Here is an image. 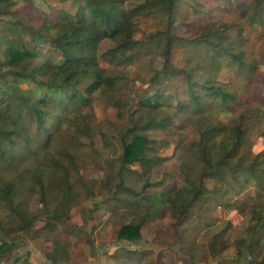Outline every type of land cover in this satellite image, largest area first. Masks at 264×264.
Returning <instances> with one entry per match:
<instances>
[{
  "label": "trees",
  "instance_id": "16d2710c",
  "mask_svg": "<svg viewBox=\"0 0 264 264\" xmlns=\"http://www.w3.org/2000/svg\"><path fill=\"white\" fill-rule=\"evenodd\" d=\"M129 1L86 0L75 15L65 13L57 21L44 17L34 32V39L50 43L60 53L61 62L46 59L32 67L30 63L37 53L25 47L23 50L7 48L8 60L0 64V209H5L8 214L7 220L0 222L1 259H12V264H26L20 263L21 258L15 253L18 244L11 234L28 231L37 221V215L29 208L32 196H37L43 209L55 219H68L77 205L81 188L76 176L79 159L65 144L67 138L63 137L62 127L69 122L70 115L75 114L72 107L88 108L94 93L115 90V76L101 65L100 47L109 40L115 44L112 50L115 61H132L142 45L135 38L137 19L141 17L162 14L167 19V29L149 37L159 46L164 60L156 78L184 75L194 105L198 106L208 95L217 96L219 104L216 112L195 116L193 124L198 138L188 143V149L196 163L191 167L184 161L181 170L187 186L159 194L145 193L151 184L145 185L142 192L131 189L125 183L123 171L135 163L148 171L163 161L154 154L157 141L152 140L150 131H167L173 124V116L160 104V97L165 94L156 91L154 97L141 101L138 110L131 115V125L120 129L122 154L118 158L120 168L113 199L123 203V195L135 198L133 206L123 204L128 212L125 213L128 222L123 223L117 233V244L125 252V259L133 260L139 253L130 247L144 242V230L161 214L175 219L177 230L189 219L196 203L218 198L226 187L242 192L255 184L257 190L264 193V150L254 154L245 141L248 122L259 115L247 110L227 123L214 119L221 107L236 102L237 97L214 81L198 77L202 69L199 62L202 50L210 55L205 70H221L225 58L238 68L247 65L243 51L237 48L242 40L246 41L244 28L241 24L217 26L209 23L196 29L194 39L187 40L173 32L180 0H146L132 8L128 7ZM11 2L14 0H0V6L8 7ZM248 12L245 23L252 26L262 23L264 0H252ZM231 33L237 35L233 38ZM177 46L197 52L196 64L200 67L177 68L172 63L173 50ZM255 69L252 66V70ZM8 77L32 81L45 92L38 95L32 90L10 85ZM54 92L58 93L55 97ZM91 131L92 127L86 124V133ZM99 132L108 141L107 136ZM107 144L113 145L109 141ZM76 150L83 153L79 146ZM206 179L214 181V189L208 188ZM106 186L111 187V183ZM261 196L263 200L252 206L248 245L244 239L238 240L235 255L225 256L228 245L223 241V234L213 235L209 251L215 264H264V195ZM54 203L56 207H53ZM46 227L55 229L54 223L49 221L42 229ZM57 245L52 252L44 254L47 262L67 264L69 252L60 243Z\"/></svg>",
  "mask_w": 264,
  "mask_h": 264
},
{
  "label": "rangeland",
  "instance_id": "374dc122",
  "mask_svg": "<svg viewBox=\"0 0 264 264\" xmlns=\"http://www.w3.org/2000/svg\"><path fill=\"white\" fill-rule=\"evenodd\" d=\"M145 1L130 0L128 7H135ZM251 1L180 0L173 32L183 39L192 40L196 36V29L209 23L217 26L241 24L244 28L246 41L242 40L237 48L243 51L247 65L238 68L225 58L221 70H205L210 55L202 50L199 61L202 69L198 77L214 81L237 97L236 102L221 107L223 113L220 112L217 117L214 115V119L227 123L247 110L259 115L248 122L245 137L247 147L257 154L264 150V19L257 26L244 22ZM85 2L14 0L8 7L0 6V64L8 60V47L21 50L25 47L37 53L36 59L30 63L32 67L46 59L61 62L60 53L50 43L38 38L35 40L34 32L44 17L57 21L65 13L75 15ZM137 22L135 38L142 45L134 53L132 61H115L112 52L115 44L109 40L100 47L101 65L115 76V90L94 93L88 108L72 107L71 110L76 112L70 115L69 122L62 127L63 137L67 138L65 144L77 153L79 159L76 176L81 188L78 190L77 205L71 210L68 219L60 220L43 209L37 196L30 198L29 208L37 215V221L30 230L11 234L14 237L12 240L18 244L15 253L21 258L20 263L49 264L44 254L52 252L60 243L69 252L67 264H215L209 251L214 234H223V241L228 245L225 256L235 255L236 241L244 239L246 245L249 243L247 229L252 218V206L261 202V195H264L255 184L242 192L226 187L218 198L211 197L196 203L191 208L189 219L179 225L177 230L174 227L175 219L169 215L157 216L144 230V242L132 245V249L139 253H135L133 260L123 261L125 252L117 249V233L120 226L128 222L125 218L128 212L123 204L133 206L135 198L123 195V203L113 199L118 182L116 174L120 168L118 158L122 154L120 129L131 125V115L138 110L141 101L154 97L158 91L165 94L160 97V104L173 116V124L167 131H150L152 140L157 141L154 154L163 161L151 166L148 171L137 163L126 166L123 171L125 183L131 189L142 192L145 185L151 184L152 187L145 193L159 194L187 186L181 170L184 161L191 167L196 163L188 149V143L198 138V131L193 124L195 116H201L203 112H216L219 104L217 96L208 95L198 106L194 105L184 75H162L157 79L156 75L162 70L164 60L159 46L149 37L167 29L166 16L153 14L141 17ZM231 35L234 38L237 33ZM197 56L194 50L177 46L173 50L172 63L177 68L200 67L196 64ZM252 66L256 68L254 71ZM4 68L9 69L8 66ZM8 80L10 85L32 90L38 95L45 92L40 91L32 81L13 77H8ZM52 95L55 97L58 93ZM115 102L120 104L116 105ZM86 124L92 127L93 132L86 133ZM99 131L107 136L112 146H108V141ZM78 146L83 153L77 152ZM1 168L5 167L1 165ZM109 182L111 187L106 186ZM205 183L209 189H214L212 179H206ZM56 205L54 203L53 207ZM7 216L6 210L0 209V222L6 221ZM47 221L54 223L55 229H42ZM0 264H12V259L0 258Z\"/></svg>",
  "mask_w": 264,
  "mask_h": 264
},
{
  "label": "crops",
  "instance_id": "0c3cea01",
  "mask_svg": "<svg viewBox=\"0 0 264 264\" xmlns=\"http://www.w3.org/2000/svg\"><path fill=\"white\" fill-rule=\"evenodd\" d=\"M117 249L119 250V249H121V247H120V246H117ZM130 249L133 250L132 247H130ZM121 250H122V249H121ZM122 251H123V250H122ZM133 251H134V250H133ZM135 251H136V250H135ZM113 256H114V255H113ZM122 259H123L124 262H126L125 257H122Z\"/></svg>",
  "mask_w": 264,
  "mask_h": 264
}]
</instances>
